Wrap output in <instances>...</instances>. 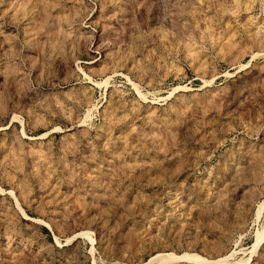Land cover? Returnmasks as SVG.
<instances>
[{"label":"rangeland","instance_id":"1","mask_svg":"<svg viewBox=\"0 0 264 264\" xmlns=\"http://www.w3.org/2000/svg\"><path fill=\"white\" fill-rule=\"evenodd\" d=\"M263 202L264 0H0V264L234 263Z\"/></svg>","mask_w":264,"mask_h":264},{"label":"bare ground","instance_id":"2","mask_svg":"<svg viewBox=\"0 0 264 264\" xmlns=\"http://www.w3.org/2000/svg\"><path fill=\"white\" fill-rule=\"evenodd\" d=\"M262 209H264V202L259 206V213L257 215L258 218L260 217V214H261ZM263 241H264V235H262V234L259 233L257 235L256 242L254 243V245L252 246V249L249 252L250 253V256L246 260H241V261L234 262V263H231L229 261V258H230L229 256L222 257V258H218V259H215V260H206V259H201L200 257H198L196 255H190V254H186V253H184L183 255L182 254L181 255H176L174 253H171V254H159V255L155 256L152 260L156 259L160 263L169 262L171 264L172 263H175V262L177 263L178 261L184 260V259L185 260L192 259V260H196V261H202L205 264H249L252 256L257 253V251L260 248V246L263 243ZM147 264H150V263H147Z\"/></svg>","mask_w":264,"mask_h":264}]
</instances>
